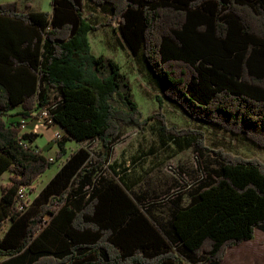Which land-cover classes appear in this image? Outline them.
<instances>
[{
	"label": "trees",
	"instance_id": "1",
	"mask_svg": "<svg viewBox=\"0 0 264 264\" xmlns=\"http://www.w3.org/2000/svg\"><path fill=\"white\" fill-rule=\"evenodd\" d=\"M108 5L101 25L85 4ZM51 11L0 4V264H218L228 247L264 225V161L203 144V133L143 117L129 76L94 54L88 34L110 26L140 55L161 95L189 118L241 134L264 148V0H50ZM20 106V111H11ZM47 108L63 130L54 158L21 132L19 120ZM11 112V113H10ZM158 121L162 142L213 151L201 177L167 217L130 196L132 186L95 176L128 125ZM98 140V160L78 148L25 209L29 190L66 141Z\"/></svg>",
	"mask_w": 264,
	"mask_h": 264
},
{
	"label": "rangeland",
	"instance_id": "2",
	"mask_svg": "<svg viewBox=\"0 0 264 264\" xmlns=\"http://www.w3.org/2000/svg\"><path fill=\"white\" fill-rule=\"evenodd\" d=\"M14 1V0H8ZM44 9L51 6L49 0H43ZM107 19L96 20L101 25ZM91 50L94 54H104L114 58L131 81L134 100L137 102L143 117L159 112L163 114L167 125L177 128H190L203 133V144L210 149L223 150L246 158H258L264 161V148L247 140L241 134H232L213 125L192 120L178 106L164 100L161 88L152 77L143 58L133 56L123 46L121 37L111 32L110 26H100L88 34ZM15 112H12L13 115ZM33 120L40 125L44 132L37 136L38 148L49 158H54L57 149V140L53 139L55 127L44 125L38 114ZM49 138L47 140L48 134ZM63 137V136H62ZM173 141L162 142L159 134L158 121L149 120L142 127L128 125L122 129L119 139L114 144L110 160L100 162L95 176L112 179L121 185L124 182L132 186L129 192L134 201L143 208H148L156 214L167 217L171 212L172 200L176 193L180 194L181 207L189 202V193L195 183L206 173L216 168L218 158L213 151L203 150L193 145L182 151L177 150ZM84 148L89 152L91 159L98 160L100 143L98 140L78 143L75 140L66 141V154L61 160H55L32 184V189H27L29 203L37 195L39 189L59 169L62 161L74 149ZM9 173L4 172L0 183L5 182ZM124 181V182H123ZM9 220L0 228V236L8 226Z\"/></svg>",
	"mask_w": 264,
	"mask_h": 264
},
{
	"label": "crops",
	"instance_id": "3",
	"mask_svg": "<svg viewBox=\"0 0 264 264\" xmlns=\"http://www.w3.org/2000/svg\"><path fill=\"white\" fill-rule=\"evenodd\" d=\"M6 1L8 0H0V4ZM14 1H17L18 7L20 10H25V9L40 10V11H51L52 10L51 6L48 10L44 9L45 4L43 0H14ZM85 14L87 15V17L92 23L96 24V20H99V19L101 20V18L103 19L108 18L109 6L106 4L105 5H94L91 2H87L85 4ZM111 32H113L112 29H111ZM116 34L119 35L118 33ZM20 109H21L20 106H18L11 112H18L20 111ZM33 119H34L33 117H28V118H23L21 116L9 117V120H19L21 122V132L22 133L35 132L38 134V137H39L40 135L42 136L43 133L47 132L48 130H50L51 132V129L43 130L40 127V125H38ZM49 135L50 133L48 134L47 140L49 138ZM34 144L37 145V147L39 146L37 144V138L35 139ZM43 146H39V147L42 148ZM75 150L77 149H74L71 152H74ZM49 180H47L44 183V185L39 189V191L46 185V183ZM5 182L3 183L1 182L0 185L4 184ZM218 264H264V225L263 227L255 228L254 235L252 238L244 240L243 242L237 245L228 247L222 260Z\"/></svg>",
	"mask_w": 264,
	"mask_h": 264
},
{
	"label": "built area",
	"instance_id": "4",
	"mask_svg": "<svg viewBox=\"0 0 264 264\" xmlns=\"http://www.w3.org/2000/svg\"><path fill=\"white\" fill-rule=\"evenodd\" d=\"M36 114H38L40 121H42L44 125H48L49 127H56L54 129L53 139L57 141L60 140L63 136V130L57 124L54 123L53 117L49 113L48 109L42 108L39 112L34 113L32 117ZM18 197L19 201L17 203V207L25 209L26 206L29 204V201L27 199V188L21 187L18 191Z\"/></svg>",
	"mask_w": 264,
	"mask_h": 264
},
{
	"label": "bare ground",
	"instance_id": "5",
	"mask_svg": "<svg viewBox=\"0 0 264 264\" xmlns=\"http://www.w3.org/2000/svg\"><path fill=\"white\" fill-rule=\"evenodd\" d=\"M19 209H22L21 207H19Z\"/></svg>",
	"mask_w": 264,
	"mask_h": 264
}]
</instances>
